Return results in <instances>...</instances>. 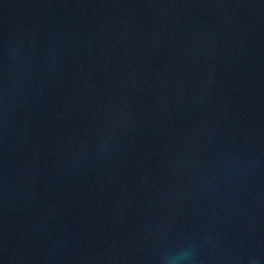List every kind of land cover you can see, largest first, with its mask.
Instances as JSON below:
<instances>
[{
	"label": "water",
	"instance_id": "95a60500",
	"mask_svg": "<svg viewBox=\"0 0 264 264\" xmlns=\"http://www.w3.org/2000/svg\"><path fill=\"white\" fill-rule=\"evenodd\" d=\"M0 264H264V0H0Z\"/></svg>",
	"mask_w": 264,
	"mask_h": 264
}]
</instances>
